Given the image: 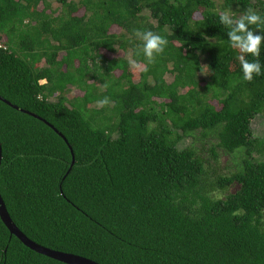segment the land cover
<instances>
[{
	"label": "trees",
	"instance_id": "trees-1",
	"mask_svg": "<svg viewBox=\"0 0 264 264\" xmlns=\"http://www.w3.org/2000/svg\"><path fill=\"white\" fill-rule=\"evenodd\" d=\"M224 1L56 0L54 16L47 0H0V194L31 241L97 264H264V138L252 132L264 76L243 79L219 22L226 10L264 14V0ZM136 30L168 41L154 63ZM101 50H131L145 69L136 80L130 61ZM213 136L242 158L232 176L211 180L200 149L181 147ZM0 264L65 263L0 217Z\"/></svg>",
	"mask_w": 264,
	"mask_h": 264
},
{
	"label": "clouds",
	"instance_id": "clouds-1",
	"mask_svg": "<svg viewBox=\"0 0 264 264\" xmlns=\"http://www.w3.org/2000/svg\"><path fill=\"white\" fill-rule=\"evenodd\" d=\"M219 22L228 29L230 47L240 53L238 61L243 79L251 82L256 77L264 76V64L259 60L264 52V14L248 9L242 15H237L226 10L219 15ZM251 26H256L255 30ZM134 34L141 42L142 54L149 64L164 53L168 41L163 36L151 30H136ZM98 103L107 105L109 100L105 97Z\"/></svg>",
	"mask_w": 264,
	"mask_h": 264
},
{
	"label": "rangeland",
	"instance_id": "rangeland-1",
	"mask_svg": "<svg viewBox=\"0 0 264 264\" xmlns=\"http://www.w3.org/2000/svg\"><path fill=\"white\" fill-rule=\"evenodd\" d=\"M74 2H79L80 0H73ZM50 10L48 13H53L54 16H59L62 14V7L56 2V0H47ZM217 8L219 10H222V8L225 5L224 0H215ZM40 10L44 9V5L39 6ZM80 15L84 14V9H82L79 13ZM148 15V14H146ZM200 18V17H198ZM121 32L120 28L113 27L111 30V33L119 34ZM101 53L104 54L108 59H119L123 58L131 62L130 66V72L134 75L135 79L138 80L141 72L145 69V66L142 64H137L135 61H133L132 58V51L129 50L126 53L123 51H119L116 54H111L107 52L106 50H101ZM64 56V53L60 54V58ZM203 64H206L205 59L203 60ZM117 76L121 74V72H116ZM200 78L202 81V85L205 84L206 78L205 75L200 74ZM166 81L171 84L174 80V76L172 74H167L165 77ZM83 94L79 92L77 89L69 87V92L67 94L68 98L73 97H79ZM52 101H57V98H53ZM158 102H161L160 100H157ZM213 105L217 107V109H221V105L218 103L217 100L211 101ZM99 107H96L98 109ZM252 132L254 138H264V116L258 115L254 121L252 122ZM116 137V135H115ZM191 143H194L199 149L201 154L203 155L204 159H206L208 165H207V171L210 172V178L211 180H214L216 177L222 175V176H232L235 174L242 164V158H235L232 155L226 154L222 149L216 148L218 145V140L213 136L206 139H200V140H193L188 139L185 142L182 143L181 147H185L190 145ZM216 150V151H213ZM217 153V157L213 155V153ZM256 157L259 160H264V157H260L258 153H255ZM238 184H234L231 186L226 192L217 191L215 194L219 198H225L229 194H234L239 189Z\"/></svg>",
	"mask_w": 264,
	"mask_h": 264
},
{
	"label": "water",
	"instance_id": "water-1",
	"mask_svg": "<svg viewBox=\"0 0 264 264\" xmlns=\"http://www.w3.org/2000/svg\"><path fill=\"white\" fill-rule=\"evenodd\" d=\"M0 99L3 100L1 97H0ZM3 101H5V100H3ZM14 108L21 110L18 107H14ZM55 131L68 144V140L61 133H59L58 130L55 129ZM69 147H70V150L72 153V166H71V168H72L76 162V159H75V154L73 152L72 147L71 146H69ZM1 162H2V146L0 144V166H1ZM0 217H1L2 221L4 222V224L7 226V228L9 229L11 235L16 236L28 248H30L31 250H33V251H35L41 255L47 256L49 258H52L54 260H57L59 262L65 263V264H97V263H95L89 259L77 256V255H73V254H66L63 252L51 250V249L45 248V247L40 246V245L36 244L35 242L31 241L27 236H25L19 230V228L15 225V223L11 219V217L8 213V210L6 208L5 202L3 201V198L1 197V194H0Z\"/></svg>",
	"mask_w": 264,
	"mask_h": 264
},
{
	"label": "built area",
	"instance_id": "built-area-1",
	"mask_svg": "<svg viewBox=\"0 0 264 264\" xmlns=\"http://www.w3.org/2000/svg\"><path fill=\"white\" fill-rule=\"evenodd\" d=\"M7 50V46L5 45L4 41L0 40V52H5ZM1 55V54H0ZM42 84L46 83L45 81L41 82Z\"/></svg>",
	"mask_w": 264,
	"mask_h": 264
}]
</instances>
